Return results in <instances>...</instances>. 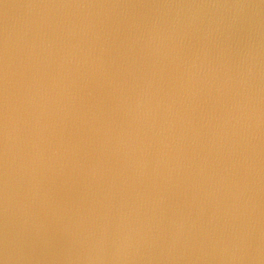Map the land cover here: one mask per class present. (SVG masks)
<instances>
[{"label": "water", "instance_id": "95a60500", "mask_svg": "<svg viewBox=\"0 0 264 264\" xmlns=\"http://www.w3.org/2000/svg\"><path fill=\"white\" fill-rule=\"evenodd\" d=\"M0 264H264V0H0Z\"/></svg>", "mask_w": 264, "mask_h": 264}]
</instances>
